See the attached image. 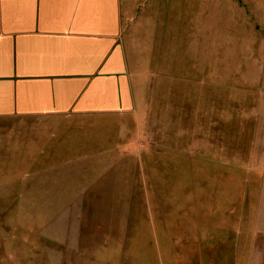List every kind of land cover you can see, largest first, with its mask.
<instances>
[{
	"label": "rangeland",
	"instance_id": "374dc122",
	"mask_svg": "<svg viewBox=\"0 0 264 264\" xmlns=\"http://www.w3.org/2000/svg\"><path fill=\"white\" fill-rule=\"evenodd\" d=\"M125 6L135 113L13 134L0 264H264V0Z\"/></svg>",
	"mask_w": 264,
	"mask_h": 264
},
{
	"label": "crops",
	"instance_id": "0c3cea01",
	"mask_svg": "<svg viewBox=\"0 0 264 264\" xmlns=\"http://www.w3.org/2000/svg\"><path fill=\"white\" fill-rule=\"evenodd\" d=\"M127 1L0 0V146L9 152L0 167L12 166L16 131L27 132L26 143H41L44 133L63 143L85 133L75 129L84 120L135 113L123 41ZM24 162L39 168L34 158Z\"/></svg>",
	"mask_w": 264,
	"mask_h": 264
}]
</instances>
